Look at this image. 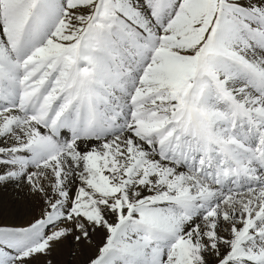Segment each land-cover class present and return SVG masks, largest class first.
<instances>
[{
  "label": "snow or ice",
  "instance_id": "obj_1",
  "mask_svg": "<svg viewBox=\"0 0 264 264\" xmlns=\"http://www.w3.org/2000/svg\"><path fill=\"white\" fill-rule=\"evenodd\" d=\"M0 264H264V0H0Z\"/></svg>",
  "mask_w": 264,
  "mask_h": 264
}]
</instances>
